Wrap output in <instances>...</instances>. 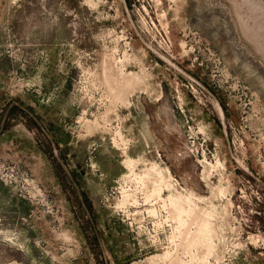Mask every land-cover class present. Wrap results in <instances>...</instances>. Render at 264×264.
Returning <instances> with one entry per match:
<instances>
[{"label":"rangeland","instance_id":"1","mask_svg":"<svg viewBox=\"0 0 264 264\" xmlns=\"http://www.w3.org/2000/svg\"><path fill=\"white\" fill-rule=\"evenodd\" d=\"M2 93L69 144L0 157V264H264V0H0Z\"/></svg>","mask_w":264,"mask_h":264},{"label":"crops","instance_id":"2","mask_svg":"<svg viewBox=\"0 0 264 264\" xmlns=\"http://www.w3.org/2000/svg\"><path fill=\"white\" fill-rule=\"evenodd\" d=\"M37 86L39 88H42L41 83H38ZM45 93H47L46 90ZM50 95L52 94L50 93ZM166 98L168 102H166V107L164 110L165 114L168 116L171 115L174 118H183L187 116L191 117L192 114H198L199 117L202 118L208 116L207 112H205L206 109L196 105L192 106V101L190 100V98H187L183 95L181 98L180 93L178 92V89L176 87L171 86V90L169 93H167ZM174 98H177L179 102L173 107L170 102L173 103ZM160 99L161 97L155 100L159 101ZM50 103L53 104V101H48L45 104L40 103V100L32 93H25L18 96L8 95L7 93L0 94V147H2V150L6 149V151L8 152L10 150V153L0 152V157H11L13 155L12 151L15 149V143L19 141L18 138L20 137V135L24 134V132H27L28 134L32 132V127L26 124V119L29 118V116H31L34 122H36V125H38L40 129L49 134L53 141L59 146H61V143L69 144V142L66 141V138H63L61 136L62 131L60 129V124H58L56 121L58 117L56 113L51 112L52 108H50ZM196 107L198 109H196ZM162 108L163 106H161V108L160 106H158L156 111L161 112V110H163ZM17 111H19L18 114ZM17 136L18 138H16ZM28 142L30 143L31 141ZM67 149L68 148L66 147V150ZM65 155L67 156L69 154ZM71 180L76 189L79 190L81 188V185L79 183L80 180H78L77 178H71ZM40 181H42V179H40ZM47 181L48 179L46 178L45 183ZM3 188L8 189L7 187Z\"/></svg>","mask_w":264,"mask_h":264},{"label":"built area","instance_id":"3","mask_svg":"<svg viewBox=\"0 0 264 264\" xmlns=\"http://www.w3.org/2000/svg\"><path fill=\"white\" fill-rule=\"evenodd\" d=\"M164 47L166 51H171V43L168 39V37H166V39H164ZM187 151L189 153H191L192 155L194 154L193 152H197V149L195 147L194 141L189 142V144L187 145ZM0 175L1 177H3L9 184H14V185H19V186H23V187H28V188H33L34 184V180L33 179H29L24 173H20L18 171H14V168L10 165H4L3 163L0 164ZM175 181V179H174ZM35 186V185H34ZM38 192H40V194L44 195V190H42L41 188H38Z\"/></svg>","mask_w":264,"mask_h":264}]
</instances>
